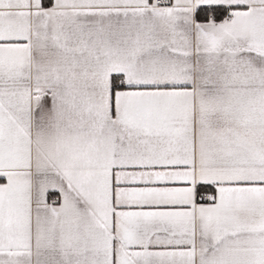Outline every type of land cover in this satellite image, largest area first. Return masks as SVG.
<instances>
[{"label":"snow or ice","instance_id":"obj_1","mask_svg":"<svg viewBox=\"0 0 264 264\" xmlns=\"http://www.w3.org/2000/svg\"><path fill=\"white\" fill-rule=\"evenodd\" d=\"M0 264H264V0H0Z\"/></svg>","mask_w":264,"mask_h":264}]
</instances>
